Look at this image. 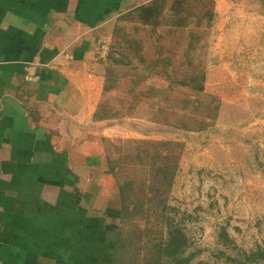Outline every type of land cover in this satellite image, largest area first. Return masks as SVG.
<instances>
[{
  "label": "rangeland",
  "instance_id": "rangeland-1",
  "mask_svg": "<svg viewBox=\"0 0 264 264\" xmlns=\"http://www.w3.org/2000/svg\"><path fill=\"white\" fill-rule=\"evenodd\" d=\"M106 59L95 121L122 212L98 264H264V12L150 0Z\"/></svg>",
  "mask_w": 264,
  "mask_h": 264
},
{
  "label": "crops",
  "instance_id": "crops-1",
  "mask_svg": "<svg viewBox=\"0 0 264 264\" xmlns=\"http://www.w3.org/2000/svg\"><path fill=\"white\" fill-rule=\"evenodd\" d=\"M148 1L0 0V264L113 257L121 198L95 114L115 20Z\"/></svg>",
  "mask_w": 264,
  "mask_h": 264
}]
</instances>
